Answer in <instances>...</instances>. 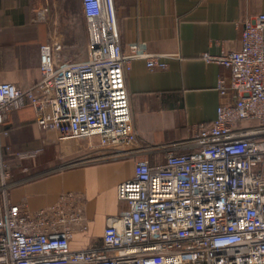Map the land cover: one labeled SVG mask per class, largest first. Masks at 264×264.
I'll list each match as a JSON object with an SVG mask.
<instances>
[{"label":"built area","instance_id":"obj_1","mask_svg":"<svg viewBox=\"0 0 264 264\" xmlns=\"http://www.w3.org/2000/svg\"><path fill=\"white\" fill-rule=\"evenodd\" d=\"M89 44L85 60L61 58L52 41L40 49V78L26 90L0 78V264H264V13L244 20L239 51L203 59L229 70L219 78L223 98L216 118L183 142L161 151L164 162L135 163L117 188L127 208L108 220L100 243L74 250L89 223L78 197L29 213L10 198L11 114L26 107L35 126L56 142L87 140L99 160L134 159L137 142L127 73L143 60L167 68L166 56L141 44L123 51L114 0H81ZM45 10L38 17L43 20ZM36 154H19L18 159ZM70 161V167L96 161ZM67 166V167H68Z\"/></svg>","mask_w":264,"mask_h":264},{"label":"crops","instance_id":"obj_2","mask_svg":"<svg viewBox=\"0 0 264 264\" xmlns=\"http://www.w3.org/2000/svg\"><path fill=\"white\" fill-rule=\"evenodd\" d=\"M114 1L123 51L141 44L166 56L164 70H150L145 61L136 60L127 73L134 129L143 151L134 159L68 168L48 179L14 183V174L11 178L12 202L29 213L54 205L65 193L78 197L89 231L75 236L71 242L74 250L100 243L108 220L126 210V204L118 201L117 188L132 178L137 161L164 162L166 153L162 148L190 138L198 128L215 120L220 105L234 103L229 87L227 98L217 89L219 78L229 80V70L205 62L203 56L239 51L241 23L264 13V0ZM50 2L0 0L1 81L22 90L34 86L40 78V49L52 41L61 44L62 59L87 58L89 35L81 0L73 7L67 0H59L60 8L56 7L55 12L50 11ZM42 10L46 12L40 20L38 14ZM5 127L10 131L9 146L4 151L7 161L12 155L10 144L18 137L16 133L27 129L26 136L31 141L39 139L35 113L29 106L11 114ZM64 143L62 152L69 158L75 152L74 146ZM21 154L36 153L31 150Z\"/></svg>","mask_w":264,"mask_h":264},{"label":"rangeland","instance_id":"obj_3","mask_svg":"<svg viewBox=\"0 0 264 264\" xmlns=\"http://www.w3.org/2000/svg\"><path fill=\"white\" fill-rule=\"evenodd\" d=\"M53 1L55 2V4L53 3ZM67 1L69 3V6L73 7L77 0ZM51 2L49 4L50 11L52 9V11L55 12L56 7L57 9L60 8L59 0H51ZM52 4L55 5V8ZM64 60L72 62L81 61L79 59ZM50 134L53 136L49 137L44 134V132L39 130V139H37V141H39L38 143H36L37 141L33 142L31 141L32 138L29 139V137L26 136L27 129L21 130L16 133V136L18 137L15 138V142H12V144H10V148H12V155L10 156V159L8 161L11 173L15 176L14 183H20V181H23L24 179H48L66 172V169L68 168L75 170L79 168L88 167L93 164L95 165L98 163L115 161L111 159L99 160L98 158L101 157L99 156V154L93 153L91 151H85V148H87L86 144L88 143V141L84 139L76 142H71V145L74 146L75 152H72V156L68 158V156H65V154H63L62 152V150H64L65 143L61 144L56 142L55 134ZM51 138H53L55 141ZM31 150L36 153V156L34 158H25L22 160L17 158L19 154ZM77 158H79L78 160H91L94 158L96 161H94L93 159L94 162L88 164H81L73 167L64 166L65 164L70 163V161H75ZM24 170L28 171L24 173Z\"/></svg>","mask_w":264,"mask_h":264}]
</instances>
